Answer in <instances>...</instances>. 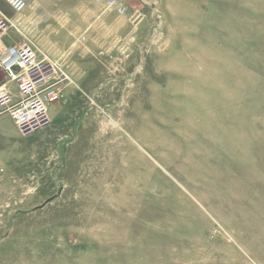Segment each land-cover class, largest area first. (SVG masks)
Instances as JSON below:
<instances>
[{
  "label": "rangeland",
  "instance_id": "1",
  "mask_svg": "<svg viewBox=\"0 0 264 264\" xmlns=\"http://www.w3.org/2000/svg\"><path fill=\"white\" fill-rule=\"evenodd\" d=\"M24 1L70 81L0 120V264H264V0Z\"/></svg>",
  "mask_w": 264,
  "mask_h": 264
},
{
  "label": "built area",
  "instance_id": "2",
  "mask_svg": "<svg viewBox=\"0 0 264 264\" xmlns=\"http://www.w3.org/2000/svg\"><path fill=\"white\" fill-rule=\"evenodd\" d=\"M17 14L26 8L24 0H5ZM104 6L124 13L121 0H96ZM7 19L0 12V35L7 33ZM0 67L16 86V99L10 89L0 87V117L7 115L23 136L47 127L50 123L48 109L60 100L63 85L70 79L52 64L40 59L27 43L11 46L0 60Z\"/></svg>",
  "mask_w": 264,
  "mask_h": 264
},
{
  "label": "crops",
  "instance_id": "3",
  "mask_svg": "<svg viewBox=\"0 0 264 264\" xmlns=\"http://www.w3.org/2000/svg\"><path fill=\"white\" fill-rule=\"evenodd\" d=\"M5 5V2L4 0H0V12L3 13V7ZM5 14V13H4ZM15 44H3L2 42H0V60L3 59L5 57V54H6V51L9 47L11 46H14ZM5 74L4 72L0 69V87L8 84V88L10 89L11 92L15 93L16 89H15V86H13V84H9L7 81H5ZM69 87V86H68ZM72 87V86H71ZM73 93V89L72 90H69V94L72 95ZM67 95H69L67 92H66ZM65 93L63 94V97L66 95ZM53 106V105H52ZM50 106V107H52ZM49 107V108H50ZM49 111V109H48ZM2 119H8L11 124L13 125V122L12 120L10 119V117H7V116H4V117H1L0 120ZM53 123V121H52ZM4 136V132L0 131V139H2V137Z\"/></svg>",
  "mask_w": 264,
  "mask_h": 264
}]
</instances>
